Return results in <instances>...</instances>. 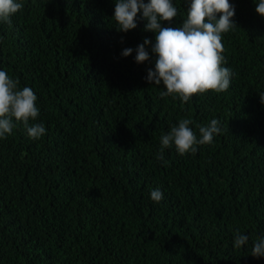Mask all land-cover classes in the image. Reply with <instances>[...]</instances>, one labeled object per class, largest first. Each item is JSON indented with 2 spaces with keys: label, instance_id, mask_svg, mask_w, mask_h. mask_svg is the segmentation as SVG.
<instances>
[{
  "label": "trees",
  "instance_id": "trees-1",
  "mask_svg": "<svg viewBox=\"0 0 264 264\" xmlns=\"http://www.w3.org/2000/svg\"><path fill=\"white\" fill-rule=\"evenodd\" d=\"M18 2L11 25L0 22V70L34 90L40 115L29 124L46 134L34 140L20 123L0 139V264H264L251 255L264 238V17L255 0H230L229 89L187 103L146 80L151 45L142 64L135 51L122 56L156 33L142 18L117 31L115 0ZM173 2L179 27L188 0ZM185 118L198 138L197 125L212 119L222 133L195 153L173 146L157 159L161 135ZM237 232L248 236L240 248Z\"/></svg>",
  "mask_w": 264,
  "mask_h": 264
},
{
  "label": "clouds",
  "instance_id": "clouds-1",
  "mask_svg": "<svg viewBox=\"0 0 264 264\" xmlns=\"http://www.w3.org/2000/svg\"><path fill=\"white\" fill-rule=\"evenodd\" d=\"M256 12L264 17V0H255ZM186 18L182 26H172L178 9L173 0H115L114 19L119 25L117 31L128 32L137 28L138 18L147 21L145 31L155 32V43L150 39L136 49L125 48L122 56L136 52L135 61L142 64L151 59L146 45H151L155 54L154 69L147 70L146 80L150 84L163 85L166 91L159 95L172 96L187 103L194 95L209 90L217 93L227 91L231 85L232 70L223 53V34L237 25L234 21L235 5L230 0H188ZM23 9L18 0H0V22L11 25V17ZM142 13V17L140 14ZM167 22L168 26H163ZM19 80L0 70V139L12 134L17 124L22 123L30 138L37 140L46 134L43 124H29L40 115L38 96L30 87H19ZM264 103V92H260ZM15 121V123H14ZM191 119H181L169 132L160 137V151L157 159L164 160V150L175 147L180 155L195 153L198 145L211 144L214 137L222 133L221 122L212 119L207 125H197V133L190 125ZM167 162L165 161V164ZM163 192L157 188L150 192L154 202L163 199ZM248 236L237 232L234 246L240 248ZM251 255L264 257V238L254 242Z\"/></svg>",
  "mask_w": 264,
  "mask_h": 264
}]
</instances>
